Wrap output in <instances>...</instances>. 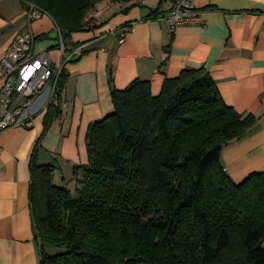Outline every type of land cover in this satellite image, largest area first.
<instances>
[{"label": "trees", "instance_id": "1", "mask_svg": "<svg viewBox=\"0 0 264 264\" xmlns=\"http://www.w3.org/2000/svg\"><path fill=\"white\" fill-rule=\"evenodd\" d=\"M47 13L64 39L91 29L103 0H22ZM128 3L134 0H110ZM89 26V27H88ZM62 71L43 117L60 115ZM113 113L87 132L88 164L75 193L54 185L55 168L30 170L39 264H264V174L234 183L221 157L256 124L227 106L202 68L111 86ZM61 252L50 255L45 245Z\"/></svg>", "mask_w": 264, "mask_h": 264}, {"label": "crops", "instance_id": "2", "mask_svg": "<svg viewBox=\"0 0 264 264\" xmlns=\"http://www.w3.org/2000/svg\"><path fill=\"white\" fill-rule=\"evenodd\" d=\"M192 2L205 12L204 25H181L173 34L167 22L158 20L169 14L171 0H103L87 16L91 29L66 40L60 30L66 47L85 46L82 57L65 67L60 117L42 139L47 105L35 115L33 128L0 133V264H39L30 200L33 152L38 147L37 166L55 168L54 185L75 190L82 170L75 178L74 167L88 164L89 127L113 113L111 86L123 90L135 80L147 81L158 96L166 78L202 68L227 106L257 118L246 136L224 149L226 173L234 183L264 174V0ZM31 6L0 0V59L17 34L31 30L34 51L47 53L60 66L59 29L41 9L42 16L29 21ZM125 28L130 31L123 34ZM2 85L0 76V89ZM42 104L37 100L35 108ZM50 247L45 245L47 253Z\"/></svg>", "mask_w": 264, "mask_h": 264}, {"label": "built area", "instance_id": "3", "mask_svg": "<svg viewBox=\"0 0 264 264\" xmlns=\"http://www.w3.org/2000/svg\"><path fill=\"white\" fill-rule=\"evenodd\" d=\"M171 1L173 6L169 14L158 18L169 24L171 34L181 25H204L205 12L196 10L192 0ZM26 13L29 21L37 20L43 14L34 6ZM129 31L130 28H125L123 34ZM58 32L59 48L63 55L60 66L54 65L47 53L34 51L36 37L31 30L17 34L9 50L1 57L0 76L3 85L0 89V133L16 128H33L35 115L45 109L54 95L62 71L69 63L82 57L85 46L66 47L60 30ZM124 37L120 42H123ZM40 99L43 104L40 109H36V101Z\"/></svg>", "mask_w": 264, "mask_h": 264}, {"label": "rangeland", "instance_id": "4", "mask_svg": "<svg viewBox=\"0 0 264 264\" xmlns=\"http://www.w3.org/2000/svg\"><path fill=\"white\" fill-rule=\"evenodd\" d=\"M89 25H91V23H89ZM46 105V104H45ZM45 110V109H44ZM74 187L75 186H72V192L71 193H75V190H74ZM61 251L60 250H58V249H56V248H54V247H50V249L48 250V254H50V255H55V254H58V253H60Z\"/></svg>", "mask_w": 264, "mask_h": 264}]
</instances>
